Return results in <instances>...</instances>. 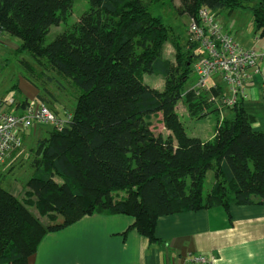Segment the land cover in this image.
I'll use <instances>...</instances> for the list:
<instances>
[{
	"label": "trees",
	"instance_id": "obj_1",
	"mask_svg": "<svg viewBox=\"0 0 264 264\" xmlns=\"http://www.w3.org/2000/svg\"><path fill=\"white\" fill-rule=\"evenodd\" d=\"M73 1L0 0V37L18 40L15 52L32 60H20L24 69L48 81L52 71L78 89L65 125L36 142L23 198L0 186V264H27L44 234L85 215H129L153 243L159 216L264 204V131L253 129L243 100L230 106L231 119L217 120L207 141L187 136L178 119L180 99L195 116L213 105L206 95L184 90L200 45L171 36L149 11L157 0H88L77 21L44 44L50 27L67 21ZM180 1V13L190 18L201 8L232 11L255 1L253 22L264 35V0ZM168 41L173 62L163 56ZM144 73L161 75L163 89L144 84ZM210 93L220 97L221 88ZM157 113L166 134L152 130L150 116ZM210 169L214 182L204 196ZM118 190L126 195L115 198ZM28 202L38 215L59 214L62 221L43 225Z\"/></svg>",
	"mask_w": 264,
	"mask_h": 264
},
{
	"label": "crops",
	"instance_id": "obj_2",
	"mask_svg": "<svg viewBox=\"0 0 264 264\" xmlns=\"http://www.w3.org/2000/svg\"><path fill=\"white\" fill-rule=\"evenodd\" d=\"M168 43L173 50V62L174 49ZM7 44L15 48L18 45L11 41ZM167 48L164 54L171 56V49L169 51ZM159 84L164 85L162 79ZM211 88H221V95H224L217 79H213L208 83L207 94H204L207 99L216 97L211 95ZM16 90L20 95L19 100L8 110L18 109L19 104L27 100L39 99L58 118L64 119L72 113L60 116L55 107L48 105L49 99L38 88L21 97V90L15 86L0 97L13 95ZM245 94L242 106L254 117V123L260 126L264 122V101L261 100L260 88L247 84ZM212 104L211 107L220 114L217 120L231 119L225 114L222 116L223 109L230 107H223L217 101ZM32 129L37 133L34 130L36 128H30L24 133V138ZM214 133L215 127L206 140L199 135L194 137L207 141L213 138ZM19 154L11 156L2 164V171L12 167ZM133 222L134 219L125 214L85 215L59 230L44 234L35 252L28 257L27 264H182L194 255H202L210 259L212 264H264V204L232 205L227 210L212 207L159 216L154 228L153 243L136 231Z\"/></svg>",
	"mask_w": 264,
	"mask_h": 264
},
{
	"label": "rangeland",
	"instance_id": "obj_3",
	"mask_svg": "<svg viewBox=\"0 0 264 264\" xmlns=\"http://www.w3.org/2000/svg\"><path fill=\"white\" fill-rule=\"evenodd\" d=\"M241 3H243L244 7H239L238 5L232 11H229L230 9H221L215 12L209 11V13L213 17L214 22L220 25L223 31H227L242 48L254 50L256 52L264 51V35L261 34L262 32L260 30L256 29L253 22L252 11L250 9V7L255 4V1H243ZM148 7L153 16L159 17L164 25L170 28L171 36H174L180 43L185 44L188 39L187 25L190 17L186 14L180 13L179 8L182 7L181 1L157 0L150 3ZM88 8V0H74L71 14L67 21L52 25L44 38V44L50 43L57 34L63 32L69 25L77 21L80 15ZM8 41H11L16 45L18 43L16 38L9 35L4 34L0 37V95L6 94L11 88H15V86H18L21 90V97L24 94H28L29 91L34 92L33 89L38 88L41 90L42 95L49 99L50 102L48 105L53 108L55 107L60 116L72 112L78 95V89L72 80L54 75V73L49 70L46 71V75H49L52 79L54 78L52 81H48L45 76L43 78L41 76L38 77L36 74L31 75L20 63L21 59H25L29 63L32 62L29 55L26 52L22 54L15 52L16 48L10 47L7 44ZM168 42L164 44L163 56L172 61L173 50ZM166 46L169 51L171 49V56L170 54H164ZM35 70L40 72V68H35ZM161 79L163 80L162 76L157 74L144 73L142 76L144 84L156 88L157 90L163 89V85L159 84L161 83ZM195 81L196 75L192 71L184 84V90L193 87ZM217 82L221 85L224 96H229V90L225 82H223L221 78H217ZM18 96L20 95L17 90L13 92V98L15 101L19 100ZM177 106L178 109L176 108V113L187 136L194 137L199 135L203 140H206L212 135L216 120L218 117L220 118L217 109L214 110L215 108L210 107L207 109L206 115L195 116L188 112L183 103V99L178 101ZM223 114H225L227 118H231V108L223 109L222 116ZM150 122L152 123V130L155 133H166L159 113L150 116ZM35 128L36 129L34 130H36L37 133L35 131L33 132L32 129L30 130L29 135L24 138L21 152L19 154L20 156L12 167L2 171L1 167L3 165H0V186L4 189L10 190L20 199L23 198V194L26 190V182L33 173L30 162L33 158L32 151L35 148L36 141L38 138L46 137L47 130H50L51 127L49 125L46 127ZM253 129L264 131V122H261L260 126L259 124L256 125L254 123ZM213 182L214 174L213 170L210 169L207 171L203 181L204 196L208 193ZM113 195L115 198H121L126 195V191H114ZM27 208L32 214L39 218L43 225L59 223L62 221V217L59 214H56L55 218H50V215H38L34 205L29 202L27 203Z\"/></svg>",
	"mask_w": 264,
	"mask_h": 264
},
{
	"label": "built area",
	"instance_id": "obj_4",
	"mask_svg": "<svg viewBox=\"0 0 264 264\" xmlns=\"http://www.w3.org/2000/svg\"><path fill=\"white\" fill-rule=\"evenodd\" d=\"M209 11L207 8L199 9L196 18H190L187 25L188 39L201 48L199 56L192 62L196 75L193 91L205 94L209 80L221 78L228 87L229 96L210 97L209 101L233 106L246 98V84L259 85L261 99L264 100V51L242 48L214 22ZM15 104L12 94L0 97V165L21 152L24 133L28 129L50 125L59 130L69 118H58L46 104L36 99L19 104L14 111L8 110ZM182 264H212V261L202 255H194Z\"/></svg>",
	"mask_w": 264,
	"mask_h": 264
}]
</instances>
